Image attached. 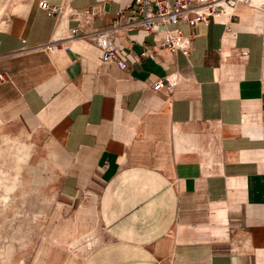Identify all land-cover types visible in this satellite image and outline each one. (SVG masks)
Listing matches in <instances>:
<instances>
[{"label":"crops","instance_id":"0c3cea01","mask_svg":"<svg viewBox=\"0 0 264 264\" xmlns=\"http://www.w3.org/2000/svg\"><path fill=\"white\" fill-rule=\"evenodd\" d=\"M45 1L0 0V120L61 175L41 264H264V0L180 24L188 55L132 0Z\"/></svg>","mask_w":264,"mask_h":264},{"label":"rangeland","instance_id":"374dc122","mask_svg":"<svg viewBox=\"0 0 264 264\" xmlns=\"http://www.w3.org/2000/svg\"><path fill=\"white\" fill-rule=\"evenodd\" d=\"M60 176L33 140L0 120V264L43 262L53 242Z\"/></svg>","mask_w":264,"mask_h":264},{"label":"built area","instance_id":"2783aa9c","mask_svg":"<svg viewBox=\"0 0 264 264\" xmlns=\"http://www.w3.org/2000/svg\"><path fill=\"white\" fill-rule=\"evenodd\" d=\"M243 0H132L131 4L123 11L130 10L135 13L126 24V28H142L146 32H163L162 45L171 52H181L188 55L191 48L189 38L184 36L180 24H187L189 27L197 23H207L211 16L215 19L219 14H215L217 8L221 13L234 8L235 4ZM38 7L46 12L48 17L60 14V7L50 6L45 0H38ZM123 12H119L121 15ZM193 15V17H190ZM77 17L78 14H73ZM169 25H176L169 29ZM113 27L104 28L95 32L94 39L101 49L100 61L102 64L113 63L118 68L124 69L125 62L120 58L118 48L111 37ZM75 33V30H72ZM3 81V76L0 75ZM175 85L173 80H159L153 84L152 90L159 91L165 87L170 90Z\"/></svg>","mask_w":264,"mask_h":264}]
</instances>
